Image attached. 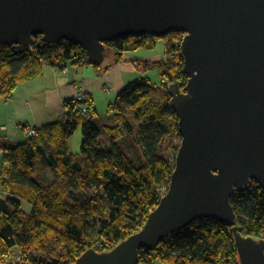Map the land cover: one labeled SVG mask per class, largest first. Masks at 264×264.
I'll return each mask as SVG.
<instances>
[{
	"label": "trees",
	"instance_id": "obj_1",
	"mask_svg": "<svg viewBox=\"0 0 264 264\" xmlns=\"http://www.w3.org/2000/svg\"><path fill=\"white\" fill-rule=\"evenodd\" d=\"M177 36L106 43L107 57L117 65L126 53L153 49L164 40L165 58L139 61L136 67L159 72L163 99L153 97L148 78L141 76L108 106L109 124L102 123L87 96L85 103L65 102L63 121L35 128L37 134L22 144L0 145V188L5 191L0 196V264H13L8 260L19 255L15 264H74L87 250L109 251L143 228L175 171L167 144L180 134L165 82L186 83ZM33 44L0 47V99H9L20 83L41 78L48 66L63 71L66 63L92 65L74 44L49 45L41 36ZM83 108L90 118L82 114ZM79 128L83 143L74 154L70 140ZM128 139L134 154L125 145ZM230 200L240 233L264 238V188L255 181L244 191L237 189ZM156 261L239 264V255L229 226L201 219L161 242L157 250H141L139 264Z\"/></svg>",
	"mask_w": 264,
	"mask_h": 264
},
{
	"label": "water",
	"instance_id": "obj_2",
	"mask_svg": "<svg viewBox=\"0 0 264 264\" xmlns=\"http://www.w3.org/2000/svg\"><path fill=\"white\" fill-rule=\"evenodd\" d=\"M184 34L185 84L168 86L182 138L167 194L143 228L74 264H139L142 249L192 222L231 228L239 264H264V238L240 233L231 197L264 188V0H0V47L68 42L101 67L106 43Z\"/></svg>",
	"mask_w": 264,
	"mask_h": 264
},
{
	"label": "crops",
	"instance_id": "obj_3",
	"mask_svg": "<svg viewBox=\"0 0 264 264\" xmlns=\"http://www.w3.org/2000/svg\"><path fill=\"white\" fill-rule=\"evenodd\" d=\"M142 50L144 48L126 53L117 65H114L111 59L106 67L66 63L65 69L60 71L55 66H48L41 78L20 83L9 99H0V145L22 144L27 138V128L40 129L63 121L66 115L65 102L77 100L80 92L92 98L99 115V94L114 92L116 100L120 91L131 83L140 81L136 63L163 59L160 55L143 57L139 54ZM150 50L155 51L154 48ZM108 100L107 107L114 102ZM73 139L74 136L70 140V149L75 154L73 146L79 141L76 139L75 142ZM3 164L4 157L1 152L0 173Z\"/></svg>",
	"mask_w": 264,
	"mask_h": 264
},
{
	"label": "rangeland",
	"instance_id": "obj_4",
	"mask_svg": "<svg viewBox=\"0 0 264 264\" xmlns=\"http://www.w3.org/2000/svg\"><path fill=\"white\" fill-rule=\"evenodd\" d=\"M179 41H182V39L180 38V36H177V40H176V43H175L176 44V48H180V47L177 46ZM156 45H157L156 48H154L155 51L145 50L144 49V50L140 51L139 54L141 56H143V57H146V58L155 57L157 55H160L163 58H165V56H167L166 42L164 40H160ZM178 51L179 50L174 52L177 56L179 55ZM168 55L174 57V55H172V54L168 53ZM154 60H156V59H154ZM110 61H111V58L107 57L105 62H104V65L101 66V67H106V65H108ZM157 61H159V60H157ZM154 62H156V61H154ZM137 65H138V63H136V67H137ZM91 69H93V67H91ZM140 71H142L144 73L142 74ZM140 71L137 70L138 73L140 72L138 79H140V76L148 78V80H149L148 83L150 84V86H152L151 94L153 95V97H155L156 99H163V97H164V92L163 91L164 90H163V88H161V83H160L161 79H160L159 72H157L154 69H151L148 72H146L145 69H140ZM135 77H137V76H135ZM165 84H166V86L167 85L169 86L170 82L167 81V82H165ZM80 93H82V92H80ZM114 95L115 94L113 92V93H108V94H106V93L99 94V96H97L98 97L97 98V102H99V115L98 116H99L100 120L102 121V123H104V124H109V122H110L108 120V117H109L108 109H109V107H107V104H108L107 100L110 99V101H115V96ZM77 130L78 131H76V134L74 135V139L73 140H75V142H76V139H77V141H79L81 143L77 142L75 144V147L73 146L75 154L80 153V149H81V146H82V141L81 140H83V134H82L81 128H79ZM126 141L127 142L125 143V145L128 148H130L131 153L134 154L135 150L133 148V143H132L133 141H131V139H128ZM181 141H182V138L178 137V136L169 139L168 144H167V148H168L167 149V156L170 159L176 160L175 159V157H176L175 156V149H176L175 147H176V145H180ZM26 209H28V207H26ZM16 261H18V257H15V256H13L12 258H10L8 260V262L13 263V264H15ZM153 264H162V263L160 261L159 262L156 261Z\"/></svg>",
	"mask_w": 264,
	"mask_h": 264
},
{
	"label": "built area",
	"instance_id": "obj_5",
	"mask_svg": "<svg viewBox=\"0 0 264 264\" xmlns=\"http://www.w3.org/2000/svg\"><path fill=\"white\" fill-rule=\"evenodd\" d=\"M180 38L182 39V41H183V39L185 38L184 37V34H180ZM182 41H179V45H178V47H180V45H181V43H182ZM142 74L144 73V72H142V71H140ZM139 72V73H140ZM187 79V78H186ZM78 98H77V101H79V102H82V103H85L86 102V100H87V95H85L84 93H80L78 96H77ZM82 114L84 115V116H86V117H88V118H90V114H89V110H88V108H83V110H82ZM25 133H26V135L27 136H29V137H32V136H35L36 134H37V132L35 131V129L34 128H27L26 130H25ZM1 153V152H0ZM169 188V187H168ZM168 188H167V190H168ZM167 190H163L162 192L163 193H165V195L167 194ZM4 189H1L0 188V196H2V194H4ZM164 195V196H165ZM21 260V256L19 255L18 256V261H20Z\"/></svg>",
	"mask_w": 264,
	"mask_h": 264
}]
</instances>
